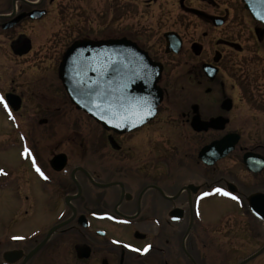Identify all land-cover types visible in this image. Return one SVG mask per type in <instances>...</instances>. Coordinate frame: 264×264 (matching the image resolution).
<instances>
[{
	"label": "flooded vegetation",
	"instance_id": "af4514ba",
	"mask_svg": "<svg viewBox=\"0 0 264 264\" xmlns=\"http://www.w3.org/2000/svg\"><path fill=\"white\" fill-rule=\"evenodd\" d=\"M83 40L161 66L153 120L117 133L77 110L59 68ZM112 49L91 60L123 97L139 80ZM0 94V264H264V23L244 0H0Z\"/></svg>",
	"mask_w": 264,
	"mask_h": 264
},
{
	"label": "water",
	"instance_id": "95a60500",
	"mask_svg": "<svg viewBox=\"0 0 264 264\" xmlns=\"http://www.w3.org/2000/svg\"><path fill=\"white\" fill-rule=\"evenodd\" d=\"M244 1L253 18L264 23V0ZM112 48H120L124 78L139 80L123 82V97L114 94L111 86L107 93L103 92L102 79L106 68L99 60H91L105 54H117ZM161 73V66L126 40L77 41L65 52L59 68V78L75 107L117 133L135 130L155 118L163 97L158 87ZM112 83L107 82L108 85Z\"/></svg>",
	"mask_w": 264,
	"mask_h": 264
},
{
	"label": "rangeland",
	"instance_id": "374dc122",
	"mask_svg": "<svg viewBox=\"0 0 264 264\" xmlns=\"http://www.w3.org/2000/svg\"><path fill=\"white\" fill-rule=\"evenodd\" d=\"M45 35H49V34H45ZM44 37H47V36H44ZM43 42H45V40L43 41ZM62 51H63V49H61L60 50V55L62 56ZM60 57V56H59ZM55 70H56V68H55ZM56 76V75H55ZM39 78V81H40V79L42 80V82H47V81H45V80H47V79H49V78H53L52 77V74H51V71H49V70H47V69H44L43 71H41V73H40V77H38ZM63 112H65L64 114H63ZM70 113V109L68 108V107H64L63 108V110L60 112V118H69V116H68V114ZM76 115V117L78 118V116L79 117H81L80 115H78V113H76L75 114ZM2 123H3V119L2 118H0V125H2ZM27 123L28 124H33L34 125V127H36L37 126V123H38V121H27ZM154 128H156V127H154ZM142 135V134H141ZM144 136V135H143ZM145 137V136H144ZM0 139L2 140V142H4L3 140H6V136H5V133L3 132L2 133V135H1V137H0ZM34 140V142H36V140L35 139H33ZM5 143V142H4ZM142 151L141 150H139V151H137V153H134V152H129V154L128 153H125L124 155H122V154H118V153H116V152H113L112 150H110V149H108V148H106L105 150H104V153L106 154V156L107 157H105V159L106 160H108L109 162L110 161H120L121 159H125V160H128V163L129 162H135V161H138L139 159L138 158H136V156H138V157H141V155H142V153H141ZM7 157H9V154H8V152L7 151H5L2 147L0 148V166L1 165H4L5 163H6V160H7ZM90 160H96V157L95 156H92L91 158H90ZM126 175H131V176H134V174L133 173H130V174H126ZM1 222H3V219L0 217V232H2L1 230H3L2 229V227H1Z\"/></svg>",
	"mask_w": 264,
	"mask_h": 264
},
{
	"label": "snow or ice",
	"instance_id": "6c2138e0",
	"mask_svg": "<svg viewBox=\"0 0 264 264\" xmlns=\"http://www.w3.org/2000/svg\"><path fill=\"white\" fill-rule=\"evenodd\" d=\"M0 103H3L4 106H5V108L8 107L7 101L5 100V98H4V96H3L2 94H0ZM29 154H30V150L25 149V155L27 156V155H29ZM33 163H34V165H35V158H34V157H33ZM36 170H37V172L40 173L41 176H44L43 171L39 168L38 165H36ZM2 172H3V170L0 169V173H2ZM45 179H47L46 176H45ZM215 191L218 192V193H221V194H223V195H226V196H232V193H230V192H226V191H225L224 189H222V188H218V189H216ZM203 195H207V193H205V194H203ZM232 198H233V199H239L238 197H235V196H233ZM128 247L131 248V247H133V246H132V245H129ZM150 247H151V245H147V246H145V248H144L143 250H141V249H134V250H135V251H144V252H147V251L149 250Z\"/></svg>",
	"mask_w": 264,
	"mask_h": 264
}]
</instances>
